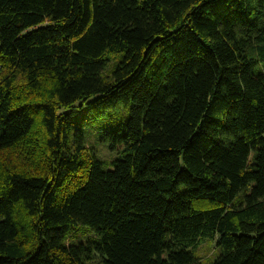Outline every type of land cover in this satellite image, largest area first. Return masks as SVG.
<instances>
[{"label":"trees","instance_id":"obj_1","mask_svg":"<svg viewBox=\"0 0 264 264\" xmlns=\"http://www.w3.org/2000/svg\"><path fill=\"white\" fill-rule=\"evenodd\" d=\"M37 133L43 174L4 155ZM216 236L211 264H264V0H0V264H205Z\"/></svg>","mask_w":264,"mask_h":264},{"label":"rangeland","instance_id":"obj_2","mask_svg":"<svg viewBox=\"0 0 264 264\" xmlns=\"http://www.w3.org/2000/svg\"><path fill=\"white\" fill-rule=\"evenodd\" d=\"M111 60L110 66L116 62L114 57ZM120 115L123 116V112ZM107 123L108 121H106ZM104 126L100 121L90 122L85 129V139L87 149L95 153L98 159L107 167L108 164L119 158V154L118 152L111 151L109 143L104 140L105 135L102 133ZM42 141V136L37 133L18 145L15 149L4 153V155L8 157L13 166L17 165L20 169L28 173L43 174L45 173L47 159L44 156ZM66 184L64 186L65 188H67ZM73 184L74 182H71L69 186ZM93 240H96V235L93 232L78 228L69 233L67 243L72 245L79 244L81 241L90 242ZM217 242L218 236L201 243L197 248L193 249L195 257L205 264H211L220 254Z\"/></svg>","mask_w":264,"mask_h":264}]
</instances>
